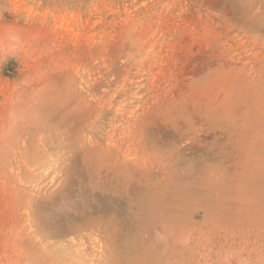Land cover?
I'll return each mask as SVG.
<instances>
[{
  "label": "rangeland",
  "instance_id": "374dc122",
  "mask_svg": "<svg viewBox=\"0 0 264 264\" xmlns=\"http://www.w3.org/2000/svg\"><path fill=\"white\" fill-rule=\"evenodd\" d=\"M8 27L0 264H264V0H0Z\"/></svg>",
  "mask_w": 264,
  "mask_h": 264
},
{
  "label": "clouds",
  "instance_id": "9594fccd",
  "mask_svg": "<svg viewBox=\"0 0 264 264\" xmlns=\"http://www.w3.org/2000/svg\"><path fill=\"white\" fill-rule=\"evenodd\" d=\"M23 49V38L13 27H8L0 33V63L14 58Z\"/></svg>",
  "mask_w": 264,
  "mask_h": 264
},
{
  "label": "bare ground",
  "instance_id": "6f19581e",
  "mask_svg": "<svg viewBox=\"0 0 264 264\" xmlns=\"http://www.w3.org/2000/svg\"><path fill=\"white\" fill-rule=\"evenodd\" d=\"M105 190H106V189H105ZM193 194H194V193H193ZM185 195H186V194H185ZM207 202H208V201H207ZM222 206H223V205H222ZM222 206H221V207H222ZM223 208H224V207H223ZM214 209H215V208H214ZM214 209H213V210H214ZM222 211H223V210H222ZM222 211H221V212H222ZM216 213H217V212H216ZM218 215H219V214H218Z\"/></svg>",
  "mask_w": 264,
  "mask_h": 264
}]
</instances>
